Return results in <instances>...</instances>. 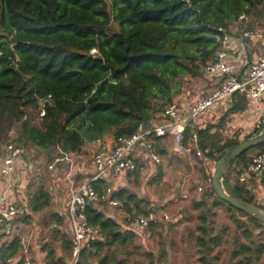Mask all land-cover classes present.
I'll list each match as a JSON object with an SVG mask.
<instances>
[{"label":"trees","instance_id":"obj_1","mask_svg":"<svg viewBox=\"0 0 264 264\" xmlns=\"http://www.w3.org/2000/svg\"><path fill=\"white\" fill-rule=\"evenodd\" d=\"M109 1L0 0V156L2 148L10 143L26 150L29 147L67 156L106 136H113L115 141L132 137L141 126L149 127L166 106L183 94V84L188 78L204 75L203 68L215 60L226 34L240 16L251 15L264 3V0ZM113 23L119 31H112ZM93 49L97 54L91 55ZM246 106V101L240 98L230 114L243 111ZM41 111L45 113L42 117ZM17 124L19 137L11 140L10 133ZM214 128L199 131L198 137L204 154L218 163L240 142L219 144L210 134ZM263 128L249 137L260 134ZM189 135L186 130L185 142ZM152 139L158 147L161 139ZM251 151L255 155L264 152V143L231 166L241 164L244 170L255 156H248ZM229 171L223 181L227 193L256 204L253 198L244 199L239 188L229 189ZM108 186L100 181L96 190L102 194ZM210 195L215 197L212 208L223 206L245 215L257 228L264 225L220 201L212 181L205 198ZM113 198L131 217L154 212L129 191L113 193ZM50 200V194L43 188L31 201L32 211L47 209ZM195 208L200 209L197 225L200 263L213 264L208 254L213 243L220 242V236L207 240L214 233L209 225L215 213L204 200L195 204ZM86 215L89 225L99 229L103 240L97 244L95 253L83 252L79 264H89V259H102V264H106V258L102 257L106 246L127 248L134 244V234L123 235L120 225L98 209L89 205ZM236 223L250 239V225L241 220ZM20 249L18 239L2 244V260L8 264ZM233 256H243L236 264H252L253 248L242 245Z\"/></svg>","mask_w":264,"mask_h":264},{"label":"crops","instance_id":"obj_2","mask_svg":"<svg viewBox=\"0 0 264 264\" xmlns=\"http://www.w3.org/2000/svg\"><path fill=\"white\" fill-rule=\"evenodd\" d=\"M228 36L230 41L227 46V61L236 75L245 78L250 67L260 58L264 47V3L251 15L246 16V19L234 23L230 27ZM189 81L191 83L188 91L183 92L175 101L183 117L189 114L192 106L199 99L216 91L221 84L219 76L205 74L202 77L190 78ZM240 98L246 101L247 106L243 111L233 113L234 117H246L241 122L242 125H246L243 126L244 132L254 134L260 129L259 121L264 112V96L259 102H254L243 95H238L225 100L220 107L198 120L196 124L185 125V131H190L189 137L209 126L216 128L214 123L218 114L225 113L224 117L232 115L230 111ZM161 114L159 113L147 128L162 123L164 118ZM207 120L211 122L207 124ZM223 121L224 118L221 123ZM237 123L240 124L238 121ZM248 138L250 137H246ZM160 139L158 147L156 144V150L163 160L162 165H156L148 157L144 158L142 154L137 153L135 161L139 171L102 181L111 186L114 193L129 191L148 205L149 209L153 208V213L159 219V226L148 227L145 231L139 232L131 227V221L138 216L131 217L132 215L125 211L122 204L121 207L110 206L107 203H102L100 206L90 205L107 218L115 220L120 225L123 235L127 233L135 235L133 245L127 248L106 246L102 255L104 251L107 254L109 250L113 252L118 247L125 249L130 258L126 260V255L122 253L117 264H201L197 247L200 209L195 208V204L204 200L215 213L209 225L214 233L208 240L220 236V242L213 243L208 254L213 264H236L239 260H243V256L238 258L233 256L242 245L253 248L252 264H264V231L262 235L259 232V227L262 225L257 228L256 225L251 224L248 233L251 234V238L247 239L243 229H239L236 223V220H245L247 218L245 215L232 212L223 206L212 208L215 197L210 195L205 198L207 192L208 194L210 192V183L216 170L214 162L195 155L176 156L172 151V136L168 135ZM115 145L114 137L106 136L101 141L87 143L79 153L67 156L46 150H33L37 154H29L24 149L23 157L17 161V172H19L17 176L10 179L0 176V204L6 206L11 202L16 203L23 217V220L17 224L16 234L12 237L3 234L4 223L0 224V247L2 244H10L15 239L20 241V251L8 264H67L72 260L71 223L68 217H61L60 213L66 211L75 188L94 175L95 153L103 146ZM60 157H67V160L57 165L54 170H50L48 165L55 158ZM164 169L167 173H164ZM241 172V164L233 165L227 174L229 189L233 191L239 188L244 199L253 198L257 205L264 208L262 176H248L241 182ZM199 186L203 188L202 192L198 190ZM43 188L50 194V206L34 213L31 201ZM150 188L155 190V194L149 192L147 197L144 193ZM102 240L103 237L99 242ZM101 260L89 259L88 263L102 264ZM108 263L106 260V264ZM111 264H116L115 260Z\"/></svg>","mask_w":264,"mask_h":264},{"label":"built area","instance_id":"obj_3","mask_svg":"<svg viewBox=\"0 0 264 264\" xmlns=\"http://www.w3.org/2000/svg\"><path fill=\"white\" fill-rule=\"evenodd\" d=\"M246 19V15H241L238 22ZM247 36V35H246ZM230 37L226 34L222 48L216 53L215 60L203 68V73L210 76H219L221 78L220 87L205 97L199 99L191 108L189 114L185 117L180 114V107L177 103L169 104L162 111L161 116L164 121L159 125L146 128L141 126L139 131L130 138H122L116 141L114 147L103 146L93 156V163L96 169L94 175L84 183L78 185L61 217H68L72 227V260L67 264H79L82 253L90 251L95 253L96 246L101 240L99 229L89 225L86 215L87 207L100 206L107 203L110 206L121 207V203L113 198L114 189L108 186L102 194L96 190V184L100 181H107L109 178H116L121 175H131L139 171V166L135 161L138 154L144 158L148 157L156 165H162L163 160L157 153L156 142L152 137L164 138L172 136V151L176 156L183 157L195 155L203 158L204 153L200 147L197 133H193L185 142V125H194L198 120L204 118L212 111L221 106V104L235 95H243L248 100L259 102L264 96V47L260 58L254 63L245 78L236 75L233 67L228 63L227 46ZM97 54L93 49L91 55ZM41 111V117L44 116ZM260 127L264 126V112L259 121ZM142 148V149H140ZM24 148L10 143L2 148L0 156V176L8 179L16 177L17 161L23 157ZM64 157V156H62ZM67 160L66 158H55L48 165L50 170H54L57 165ZM167 173V170H163ZM260 175L264 184V152L252 157L247 167L242 170L240 181L245 177ZM198 190L203 191L199 186ZM23 220L22 214L16 203L9 205L0 204V224L4 223V235L14 236L18 227V222ZM159 219L153 212L147 216H138L131 221V227L139 232L145 231L150 224H158ZM1 246V245H0ZM0 264H6L2 260L0 247Z\"/></svg>","mask_w":264,"mask_h":264},{"label":"rangeland","instance_id":"obj_4","mask_svg":"<svg viewBox=\"0 0 264 264\" xmlns=\"http://www.w3.org/2000/svg\"><path fill=\"white\" fill-rule=\"evenodd\" d=\"M107 1L108 3H110L109 0H105ZM111 29L112 31L116 32V31H119V27L117 24H112L111 26ZM190 78H188L185 83L183 84L184 85V93H186L188 91V89L190 88V81H189ZM225 113H219L218 114V118L216 119L214 125L216 126V128L213 130V139L216 140L219 144H225L226 142L230 141V140H238V142L242 143L243 141H245L246 137H249L250 134H245L244 130H245V127L243 126H246V125H242L243 122L246 117H234V114L228 116V117H224ZM224 118V121L221 123V120ZM237 121L240 123L239 125H237ZM211 121H208L207 120V124H209ZM252 132V131H251ZM19 133H20V125L17 124L14 126L12 132L10 133V139L11 140H16V138L19 137ZM34 149L32 148H29L27 149V151L29 152V154H32L34 153L33 152ZM35 151V150H34ZM34 154H37V153H34ZM249 157H252L253 155H255V152L251 151L248 153ZM210 159L214 162L215 165H217V162L215 161V159H211V158H208L206 155L203 157V160L205 159ZM233 166H231L229 168V170L232 169ZM149 190V191H148ZM149 192H151L152 194H155V190H153L152 188L150 189H146L144 195L149 197ZM238 214V213H237ZM243 222H245L246 224H249L251 226V222L246 218L245 220H243ZM262 227V228H261ZM261 227H259V232L261 233V235L263 234L262 232L264 231V225H262ZM106 249V248H104ZM131 250V249H129ZM106 251H104L103 255H106V260L109 262L108 264H111L112 261L115 260L116 264L118 262V260L121 258L122 256V253L125 254L126 256V260L130 257H128V253L126 252L125 249H122V248H118L111 252L110 250L108 251L107 254H105ZM102 255V256H103ZM111 262V263H110ZM131 262V261H130ZM132 263V262H131Z\"/></svg>","mask_w":264,"mask_h":264},{"label":"water","instance_id":"obj_5","mask_svg":"<svg viewBox=\"0 0 264 264\" xmlns=\"http://www.w3.org/2000/svg\"><path fill=\"white\" fill-rule=\"evenodd\" d=\"M264 143V128L262 132L256 136H253L238 146L229 150L217 163L215 173L212 177V186L215 190L216 197L238 211L244 212L256 218L258 221L264 224V210L256 204H251L246 201L237 199L227 193L224 188V177L231 167V165L246 152L251 150L257 145ZM92 205V204H90ZM209 241V240H208Z\"/></svg>","mask_w":264,"mask_h":264}]
</instances>
